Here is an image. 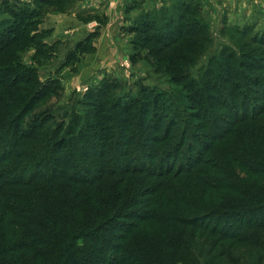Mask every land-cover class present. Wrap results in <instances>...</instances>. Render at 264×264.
I'll use <instances>...</instances> for the list:
<instances>
[{"label": "trees", "instance_id": "trees-1", "mask_svg": "<svg viewBox=\"0 0 264 264\" xmlns=\"http://www.w3.org/2000/svg\"><path fill=\"white\" fill-rule=\"evenodd\" d=\"M8 1L0 0L10 17L0 20V264H264V37L192 76L207 33L196 2L125 0L130 47L158 44L182 97L146 86L116 97L118 82L105 75L62 111L49 106L60 78L38 74L57 44L44 43L50 30L38 26L46 7L72 0ZM94 16L88 22L106 23ZM98 36L77 42L60 70L93 52Z\"/></svg>", "mask_w": 264, "mask_h": 264}, {"label": "rangeland", "instance_id": "rangeland-1", "mask_svg": "<svg viewBox=\"0 0 264 264\" xmlns=\"http://www.w3.org/2000/svg\"><path fill=\"white\" fill-rule=\"evenodd\" d=\"M29 1L30 0H9L8 2L9 4L17 3L18 5H22V3H29ZM172 1L173 0H162L163 3H171ZM193 1L196 2L199 8L194 18L197 17L196 19H200L203 25H206L207 33H204L202 37H198L201 50L199 49L198 53L195 55L196 63L190 67L188 66V72L193 74L192 76H197L200 68L203 65H207L210 60L212 62L213 60L216 61L227 57V51H233L236 57L242 56L249 51L250 47H254L252 45L253 41H251L254 37H264V0ZM142 2V7H145L147 4L149 8L154 5L159 8L161 7V0H145ZM80 3H83V1L72 0L69 6H66L67 3H65L63 9L58 8V6L46 7L44 10L47 12L42 18V23L38 26L40 30H50V36L44 38V43L49 45L57 44L56 50L54 51L55 53L52 52L51 59L46 61L49 65L44 69H39L38 72L41 80L49 76H52V78H60L63 90L62 93L59 94V97L49 102V106H51L52 109H62L63 111L69 110L68 106L70 109L75 107L77 101L75 96H82L85 94L88 87L100 82L105 75H110L117 80L119 90L113 92V95L116 97H119V95L124 92L135 95L143 86L151 87L161 93L165 92L164 94L171 100L182 97L184 92L183 88L172 80V75L177 73L167 72L161 64V55H156L155 53L158 44L156 45L155 42L150 40V42L146 43L142 48L134 49V47H130L129 41L131 38L122 31V28L126 26L125 1L122 8L123 19H120L121 25L119 27L114 25L112 27V29H114V39L118 40L119 47L115 53L117 55L110 59L106 57V53L109 49L104 48L103 43L104 37L109 34L106 31L107 28H111V26H107V22L109 24L110 19L98 13L96 14L97 17L105 18V24L99 27V24L96 23L98 20L96 19V22H88V19L92 17L95 18V14L86 11L85 15L78 16L79 13L76 11L81 7ZM3 12H5V10L0 8L1 21L2 19L5 20L10 18L8 13L6 14ZM136 13L137 11L132 12L131 16H133L131 19L136 17L138 14ZM68 18L76 19L80 21L82 25H85L86 33L84 35L98 29L99 36L93 43V52L84 56H76V59L70 64V68L68 67L60 70L65 55L75 47L77 42L82 40L80 39L74 43V28L62 27V25H59ZM112 19L114 18L112 17ZM252 25H254L255 30H250L249 33L240 35L246 27H252ZM81 33L83 32L79 29L77 31V36L81 35ZM57 38L61 39L64 43L56 41L55 39ZM83 38H85V36ZM99 41H101V46L98 47L97 51L95 44ZM33 48L35 47L29 45L26 49L21 51V55H23L21 59L26 62V64L31 62L30 55L34 53ZM101 56L104 58L102 61L99 60ZM106 60H108V62H105ZM73 67L75 70L71 69ZM88 69L91 71L94 70V72H87ZM81 71H84V79L81 77ZM87 75L95 79L85 80ZM252 257L253 256H251V258Z\"/></svg>", "mask_w": 264, "mask_h": 264}, {"label": "crops", "instance_id": "crops-1", "mask_svg": "<svg viewBox=\"0 0 264 264\" xmlns=\"http://www.w3.org/2000/svg\"><path fill=\"white\" fill-rule=\"evenodd\" d=\"M82 1H83V3H80L81 7L79 8L78 11H76L79 13L78 16L79 15L83 16V15H85L86 11H89V12H91V14L100 13L101 15L110 19L109 24L107 22V26H111V28H107L106 31L109 34H107L106 37H104L103 43H104V48L109 49L108 52L106 53V57L109 59L115 57V55H117L115 53L118 50V47H119L118 43L119 42H118V40L114 39V36H113V30L114 29H112V27L114 25L119 27L121 25L120 19H123L122 8H123V4H124L125 0H82ZM80 12H83V13H80ZM72 15L75 16L74 14H72ZM112 17L114 19H112ZM79 22L80 21H78L76 19L74 20L72 18H68V19H65L62 24H59V25H62V27H73L74 28V30H75V32L73 34L75 36L73 38L74 43L80 39H83V37L86 36V35H84L86 33L85 32V30H86L85 25H82L81 22L80 23ZM94 22H96V21H94ZM86 27H87V25H86ZM79 29L83 33H81V35L77 36V31ZM102 35H103V33H102ZM102 35H101V37H102ZM102 39H101V41H102ZM55 40L59 41L60 43L63 42V41H61V39H58V38ZM101 41H99L95 44L97 51H98V47L101 46V43H100ZM99 60L102 61V60H104V58L101 56ZM105 62H108V60H106ZM97 67H99V66H97ZM90 71H91L90 69L87 70V72H90ZM91 72H94V70H92ZM80 74H82L81 77L83 78L84 71L83 72L81 71ZM92 79H95V78L94 77L91 78V76H88V75L85 77V80H92Z\"/></svg>", "mask_w": 264, "mask_h": 264}]
</instances>
